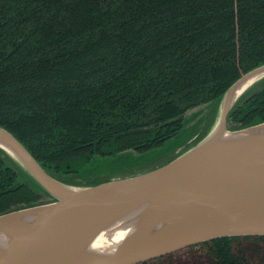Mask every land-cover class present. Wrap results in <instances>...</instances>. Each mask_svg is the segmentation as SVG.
<instances>
[{"label": "trees", "instance_id": "obj_1", "mask_svg": "<svg viewBox=\"0 0 264 264\" xmlns=\"http://www.w3.org/2000/svg\"><path fill=\"white\" fill-rule=\"evenodd\" d=\"M263 65L264 0H0V127L71 187L172 161L206 137L227 88ZM196 107L206 115H185ZM228 113V131L263 123L264 79ZM53 200L0 148V214ZM141 264H264V237Z\"/></svg>", "mask_w": 264, "mask_h": 264}, {"label": "water", "instance_id": "obj_2", "mask_svg": "<svg viewBox=\"0 0 264 264\" xmlns=\"http://www.w3.org/2000/svg\"><path fill=\"white\" fill-rule=\"evenodd\" d=\"M257 77H264V65L227 88L214 131L172 161L93 186L71 187L49 176L0 127V148L54 199L0 214V233L7 239L0 264H141L213 239L263 238L264 170L240 162L264 163V135L251 136L264 130V122L238 131H228L226 124L237 99L231 98L233 89ZM222 133L248 137L219 141ZM143 202L146 212L136 217L120 247L111 255L87 252L104 228ZM156 225L164 228L136 240Z\"/></svg>", "mask_w": 264, "mask_h": 264}, {"label": "bare ground", "instance_id": "obj_3", "mask_svg": "<svg viewBox=\"0 0 264 264\" xmlns=\"http://www.w3.org/2000/svg\"><path fill=\"white\" fill-rule=\"evenodd\" d=\"M260 77H257L256 79H249L248 81H245L243 83H239L232 91L231 98L235 99L241 94L242 92H245L247 90L248 86L250 84H253V82L257 81ZM259 81V80H258ZM257 81V82H258ZM249 84V85H248ZM256 82L254 83V85ZM253 85V86H254ZM252 86V87H253ZM251 87V88H252ZM264 135V130H256L251 131V136H262ZM248 137L246 134L236 135L231 133H222L221 138L219 141H230V140H239L241 138ZM240 165H244L246 167L252 168L254 170H264V163L260 164H252L248 163L246 161L240 162ZM146 212V206L145 202L143 204L138 205L135 208H132V210H129L127 212L121 213L113 222H111L106 228L103 229V231L95 237L91 243L89 244L87 248V252H94L98 254H106L111 255L118 247H120L123 243L124 238L128 235V233L131 232V228L133 223L135 222V219L138 215ZM30 219V217H28ZM164 227L162 225H156L153 230H148L143 236L138 237L136 240L141 241L144 240L147 237H150L152 235H155L157 232L161 231ZM6 242L7 239L4 235L0 233V256L4 253L6 249Z\"/></svg>", "mask_w": 264, "mask_h": 264}, {"label": "rangeland", "instance_id": "obj_4", "mask_svg": "<svg viewBox=\"0 0 264 264\" xmlns=\"http://www.w3.org/2000/svg\"><path fill=\"white\" fill-rule=\"evenodd\" d=\"M262 79H264V77H260L259 79H257V81L258 80H262ZM257 81H255V82H257ZM255 82H253V84H248L249 86H248V88H247V90H245V92H242L240 95H239V97H237V99H235V101H237L239 98H240V96H242V94H244V93H246L248 90H250V88L254 85V83ZM198 110H202L203 112H202V114L203 115H206V112H207V110L208 109H205L204 107H196L195 109H193V110H191V111H189V112H187L185 115L186 116H191L193 113H195L196 111H198ZM218 116H219V114H218ZM218 123V117H217V119L215 120V122H214V125L210 128V131L207 133V135L208 134H210L212 131H214V129H215V127H217V124ZM198 135V134H197ZM207 135H206V137H207ZM181 149V148H180ZM180 149L179 150H177L176 152H178V153H180L179 151H180ZM167 157H170V156H167ZM172 158V157H171ZM164 161H165V158H164ZM156 165H158V164H156ZM151 166V165H150ZM153 167H155V165L153 166ZM152 167V168H153ZM146 168V167H145ZM148 168H150V167H148ZM148 168H146V169H142V170H147ZM141 170V171H142Z\"/></svg>", "mask_w": 264, "mask_h": 264}]
</instances>
